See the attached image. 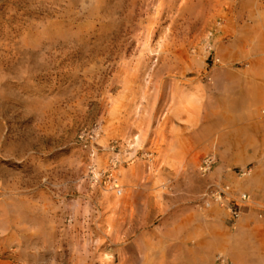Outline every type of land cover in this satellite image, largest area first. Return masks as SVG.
I'll return each mask as SVG.
<instances>
[{
  "label": "rangeland",
  "instance_id": "1",
  "mask_svg": "<svg viewBox=\"0 0 264 264\" xmlns=\"http://www.w3.org/2000/svg\"><path fill=\"white\" fill-rule=\"evenodd\" d=\"M165 47L188 52L159 57ZM258 47L264 55V0H0V264H137L144 236L167 247L165 264L174 253L188 264L201 218L223 225L214 242L203 233L201 264H219L230 242L240 264H264V188L253 195L239 166L264 163L250 92L255 77L264 99V73L239 61ZM181 88L209 96V109L194 124L158 119ZM159 131L175 136L170 156L213 159L211 169L175 175ZM114 183L130 204L111 236Z\"/></svg>",
  "mask_w": 264,
  "mask_h": 264
},
{
  "label": "bare ground",
  "instance_id": "2",
  "mask_svg": "<svg viewBox=\"0 0 264 264\" xmlns=\"http://www.w3.org/2000/svg\"><path fill=\"white\" fill-rule=\"evenodd\" d=\"M246 48H249L250 50H254L253 46H247ZM263 48L258 47V50L255 51V56L256 57H252L249 56L248 54V50H246L245 48L242 49L241 51V57L239 58V61L243 62L246 66L247 69L243 72V73H251L253 76H261L264 73V66H263V61H264V55H263ZM188 52V49L183 48L180 51H172L170 48L165 47L162 50H160L158 52L159 57L163 56V55H167L170 56L173 59L176 60H180L182 61V58L184 57V55ZM219 59V58H218ZM217 59V60H218ZM220 61V59H219ZM196 73H200L201 72V68H197L195 70ZM149 75V73L147 74ZM254 79V80H253ZM211 82H213L217 87H219L217 85L218 80H211ZM251 84V95L253 97L252 103H251V108H253L252 110V119L255 121V123H263L264 122V99L261 98V95L256 92L257 91V87L259 86V83L257 84V79L255 77L252 78V80L250 81ZM249 84V85H250ZM249 87V86H248ZM246 91L249 89L247 87L244 88ZM244 90V91H245ZM165 106L167 108L166 112L163 111L161 116L158 119H161L163 122H165V120H167L168 118L172 119V120H178V121H183L186 122L188 121L189 123H196L199 120V112L200 110H204L206 111L207 109H209V105H210V97L209 96H203L201 94H197L196 92H188L186 88H181L178 91H172L170 92L166 98H165ZM114 109H117L116 107ZM141 110V108H137L136 113L139 112V110ZM243 113L245 114V112L243 111ZM246 119V118H245ZM236 120H238L239 122L244 121V119L242 117H237L234 116L233 117V122H235ZM160 135V139H159V143L161 142H165V147L163 148V153L161 156V160L162 162L168 163L170 166H173L175 168V175H178L179 173L183 172V173H189L190 176H200L201 174H203L204 172L208 171L209 169H211V166L213 165L214 161L212 160H208L206 159L203 162H200L199 158L197 157H190V158H186V157H182V156H170V153H174L176 154L178 152V148L175 145V136L171 135V138H166L164 137L163 134H161V132L159 131ZM173 134V133H172ZM238 134L243 135L246 134L244 131L243 132H239ZM218 137L220 140L215 141L212 146L214 144H223L224 142H222L223 140L220 138L222 137V134L218 133ZM146 139V133L144 131L141 132V134H139V136L135 137L134 139V143L136 146H139L140 144H142ZM241 159V158H239ZM168 160V161H167ZM258 166L255 169H251L248 170L247 169V163L246 162H241L239 161V166L242 168L243 170V176H249L247 179V182L252 186L251 188V192L253 193V195H255V192L257 189H262V187L264 188V179L262 178V174L260 172H258V169H262L264 170V163L262 162V160L258 161ZM238 165V164H237ZM260 170V171H263ZM132 172V169L129 170H121V173L123 175H128L129 173ZM100 172H95V176H99ZM255 185V187H254ZM113 188H117L115 189V193H116V197L114 198L113 202L110 203V205L108 206L109 209V214L108 217L106 219V225L104 227V230L106 233H108L109 235L113 236V234H115V221L117 219V217L119 216V211L120 209H127L129 204H130V194L128 193L127 190H125L122 186L120 187L118 184L114 183L113 184ZM250 198V196L247 194H243L241 197V200L243 202V204H246L245 206H248V202H246L248 199ZM219 200V198H218ZM245 200V201H244ZM242 204V207H243ZM240 207V206H239ZM223 217H227L229 216L228 211L225 212L223 211ZM240 216V214L238 213V217ZM200 221V225L195 228L194 230L191 229V233L189 235V239L187 238V240H199L202 238L203 239V233H209L210 231H212V240L213 242L219 238L222 237V235L218 232V230H220L221 228H223L222 225V220H218L217 223H215L213 226L209 225V223L204 222V220L201 218L199 219ZM164 228H162V232L164 231ZM147 237L144 236L141 239V244H143V249L144 252H140V256L138 255V259H137V264H153L152 260H155L156 257H159V259L157 258L156 262L157 264H165L164 262V252L165 249L167 248L165 245H159L157 248H153L150 245V241L147 242ZM211 240V241H212ZM213 242H209L207 243V246L210 247L213 245ZM200 245H198V247L200 249H203V243L200 241ZM182 245V244H181ZM221 246V252L222 253L217 260L222 263V264H226V259L224 258L225 256H234L235 259L236 258V246L233 243H229V245H219ZM142 247L140 248V251L142 249ZM186 246L184 245V248ZM154 252V253H153ZM186 252V251H185ZM194 251H192L193 253ZM191 252H189V256L192 254ZM259 255H263V254H259ZM173 258L171 259L172 264H177V259H176V253L173 254ZM155 257V258H154ZM213 259V258H212ZM26 264L27 261L23 260ZM203 262H200V264ZM237 263L240 264V260L237 259ZM188 264H197L194 259L192 261L188 260Z\"/></svg>",
  "mask_w": 264,
  "mask_h": 264
},
{
  "label": "crops",
  "instance_id": "3",
  "mask_svg": "<svg viewBox=\"0 0 264 264\" xmlns=\"http://www.w3.org/2000/svg\"><path fill=\"white\" fill-rule=\"evenodd\" d=\"M200 225V221L197 219V222L195 224V228H197L198 226ZM200 241L202 242V238L200 239ZM199 240H191V241H186V244H185V253H186V256H187V260H190L192 261L194 259V261L199 264L200 261H199V255H201V249L198 247V245H200ZM140 238L138 237V243L134 244V247L137 248V251H138V255L140 256ZM192 251H194L192 253ZM189 252H191L192 254L189 256Z\"/></svg>",
  "mask_w": 264,
  "mask_h": 264
},
{
  "label": "built area",
  "instance_id": "4",
  "mask_svg": "<svg viewBox=\"0 0 264 264\" xmlns=\"http://www.w3.org/2000/svg\"><path fill=\"white\" fill-rule=\"evenodd\" d=\"M233 215H234V217H238V213H237V212H234ZM218 262H219V261H218ZM12 264H21V263L13 262ZM219 264H222V263L219 262Z\"/></svg>",
  "mask_w": 264,
  "mask_h": 264
}]
</instances>
